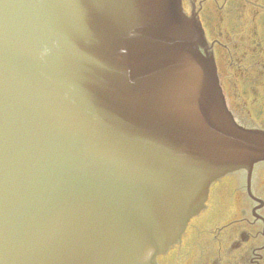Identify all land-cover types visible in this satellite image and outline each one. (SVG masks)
Listing matches in <instances>:
<instances>
[{
	"label": "water",
	"instance_id": "water-1",
	"mask_svg": "<svg viewBox=\"0 0 264 264\" xmlns=\"http://www.w3.org/2000/svg\"><path fill=\"white\" fill-rule=\"evenodd\" d=\"M195 38L153 0H0V264H139L264 159Z\"/></svg>",
	"mask_w": 264,
	"mask_h": 264
},
{
	"label": "flooded vegetation",
	"instance_id": "flooded-vegetation-1",
	"mask_svg": "<svg viewBox=\"0 0 264 264\" xmlns=\"http://www.w3.org/2000/svg\"><path fill=\"white\" fill-rule=\"evenodd\" d=\"M186 15L202 30L200 46L217 63L227 104L238 123L264 129V0H182ZM228 201L206 211L201 235L189 226L182 242L158 257L159 264H264V161L219 179L211 196ZM227 209V212L225 210ZM235 217L216 230L212 218ZM212 227V226H211ZM194 247V253L187 249ZM184 258V260H186ZM187 262V263H186Z\"/></svg>",
	"mask_w": 264,
	"mask_h": 264
}]
</instances>
